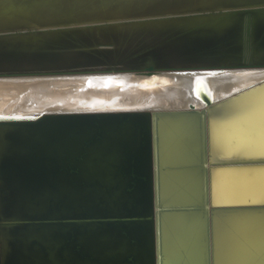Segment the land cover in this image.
I'll return each instance as SVG.
<instances>
[{
  "label": "water",
  "instance_id": "water-1",
  "mask_svg": "<svg viewBox=\"0 0 264 264\" xmlns=\"http://www.w3.org/2000/svg\"><path fill=\"white\" fill-rule=\"evenodd\" d=\"M154 2L102 0L90 18L0 25V79L167 78L192 81L197 94L182 107L0 114V264H155V201L160 264L163 222L181 212L199 214L206 263L216 264V212L225 225L232 212L263 219L264 1L195 10ZM239 74L250 78L221 94L199 85ZM166 116L189 132L186 163L160 165ZM168 169L201 189L204 179L205 193L163 204Z\"/></svg>",
  "mask_w": 264,
  "mask_h": 264
},
{
  "label": "bare ground",
  "instance_id": "bare-ground-1",
  "mask_svg": "<svg viewBox=\"0 0 264 264\" xmlns=\"http://www.w3.org/2000/svg\"><path fill=\"white\" fill-rule=\"evenodd\" d=\"M0 0V13L4 9L16 13L0 14V25H23L28 20L36 21H63L85 19L95 16L94 9L102 0ZM144 1V0H136ZM150 7L165 10L226 7L237 5L241 0H153ZM264 0H247V2H263ZM56 5L52 14L50 8ZM74 7V11L70 8ZM144 5V6H143ZM140 6V5H139ZM153 8V9H154ZM140 9L148 7L143 3ZM18 10V11H17ZM78 11V14H76ZM75 13V15H74ZM79 16V17H78ZM131 34V33H130ZM250 77L240 75L229 79V84H216L213 81H202L211 92L221 94L224 91L243 84ZM33 80L0 79V114L16 112L32 113L34 111L52 110H91V109H128L152 107H182L187 102L195 101L197 94L194 84L189 80L170 81L169 79H151L130 84L90 82L81 83H42ZM155 109V108H152ZM173 117L166 116L160 122V165L186 163L189 159L187 137L189 132L183 125L175 123ZM154 130V126H153ZM153 134V144H154ZM156 152V146L154 153ZM156 158H154V162ZM156 168V166H153ZM161 175V201L165 205L194 203L202 189L199 181L190 173H183L175 169ZM156 174L154 173V177ZM216 186V185H214ZM218 189V185H217ZM216 189V190H217ZM218 191V192H217ZM216 196L221 197L220 189ZM197 196V197H196ZM153 211L156 219L155 264H160L158 202H154ZM157 205V206H156ZM218 212L215 213V261L216 264H264V217L261 215H229L226 225L218 223ZM257 216V217H255ZM229 223V225H228ZM168 225L163 222V264H207L200 232L201 219L199 214L178 213L170 215ZM225 225V226H224ZM189 232V234H188ZM193 233V234H192ZM236 248V249H235ZM238 249V250H237ZM183 259H185L183 261Z\"/></svg>",
  "mask_w": 264,
  "mask_h": 264
}]
</instances>
